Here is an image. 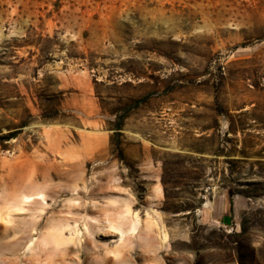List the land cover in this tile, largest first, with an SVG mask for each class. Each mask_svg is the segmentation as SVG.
I'll return each mask as SVG.
<instances>
[{
	"label": "rangeland",
	"instance_id": "1",
	"mask_svg": "<svg viewBox=\"0 0 264 264\" xmlns=\"http://www.w3.org/2000/svg\"><path fill=\"white\" fill-rule=\"evenodd\" d=\"M0 264H264V0H0Z\"/></svg>",
	"mask_w": 264,
	"mask_h": 264
},
{
	"label": "crops",
	"instance_id": "2",
	"mask_svg": "<svg viewBox=\"0 0 264 264\" xmlns=\"http://www.w3.org/2000/svg\"><path fill=\"white\" fill-rule=\"evenodd\" d=\"M201 216L206 222H209L211 219L212 222L221 220L226 224H232V201L230 197H227L225 194L220 199L213 201L210 206H205L201 212Z\"/></svg>",
	"mask_w": 264,
	"mask_h": 264
},
{
	"label": "built area",
	"instance_id": "3",
	"mask_svg": "<svg viewBox=\"0 0 264 264\" xmlns=\"http://www.w3.org/2000/svg\"><path fill=\"white\" fill-rule=\"evenodd\" d=\"M217 226L221 229H227L228 226H226L224 223H222L221 221H217L216 222Z\"/></svg>",
	"mask_w": 264,
	"mask_h": 264
},
{
	"label": "trees",
	"instance_id": "4",
	"mask_svg": "<svg viewBox=\"0 0 264 264\" xmlns=\"http://www.w3.org/2000/svg\"><path fill=\"white\" fill-rule=\"evenodd\" d=\"M232 195V192L231 191H229V196H231ZM231 198V197H230Z\"/></svg>",
	"mask_w": 264,
	"mask_h": 264
}]
</instances>
